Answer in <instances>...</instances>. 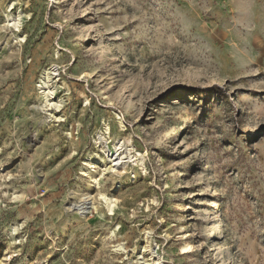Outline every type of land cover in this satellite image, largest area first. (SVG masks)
<instances>
[{"label":"rangeland","instance_id":"obj_1","mask_svg":"<svg viewBox=\"0 0 264 264\" xmlns=\"http://www.w3.org/2000/svg\"><path fill=\"white\" fill-rule=\"evenodd\" d=\"M157 260L264 264V0H0V264Z\"/></svg>","mask_w":264,"mask_h":264},{"label":"bare ground","instance_id":"obj_2","mask_svg":"<svg viewBox=\"0 0 264 264\" xmlns=\"http://www.w3.org/2000/svg\"><path fill=\"white\" fill-rule=\"evenodd\" d=\"M121 144L119 145V147L116 149V150H119L120 148H121ZM102 149H105V147L103 146L102 147ZM123 152L122 151H119L113 158H110L109 159V162H110V168L111 169H114V168H116L117 167V164H123L124 162L122 161L123 159V157H124V155L122 154ZM112 155V154H111ZM84 205H86L85 203H84ZM85 207V206H84ZM86 209V208H85ZM213 213H217V216H216V219L214 220V222H213V226H212V228L213 229H220V227H221V219H220V216H219V210H218V208H215L214 210H213ZM212 237H214V232H210L209 234H208V238H212ZM159 260H157L156 261V263L157 264H159Z\"/></svg>","mask_w":264,"mask_h":264}]
</instances>
